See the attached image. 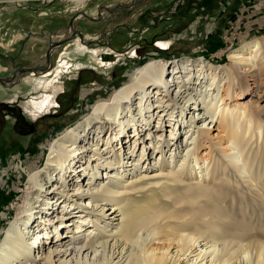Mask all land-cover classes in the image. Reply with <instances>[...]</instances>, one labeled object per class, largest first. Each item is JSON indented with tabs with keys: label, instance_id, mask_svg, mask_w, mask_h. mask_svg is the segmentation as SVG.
Segmentation results:
<instances>
[{
	"label": "bare ground",
	"instance_id": "6f19581e",
	"mask_svg": "<svg viewBox=\"0 0 264 264\" xmlns=\"http://www.w3.org/2000/svg\"><path fill=\"white\" fill-rule=\"evenodd\" d=\"M99 15L93 17L105 18V10ZM80 18L62 36L78 31ZM86 51L89 61L103 54L80 41L73 52ZM229 57L230 65L149 60L132 83L52 138L45 163L29 173L24 203L4 229L0 264H264V233L244 219L256 213L250 202L264 214V171H251L255 160L264 163V36ZM68 68L62 61L57 79ZM32 72L17 75L30 90L42 91L24 104L37 116L64 86ZM3 80L9 85L14 77ZM254 143L261 152L245 153ZM213 146L236 171L248 172L250 192L240 205L235 198L228 205L239 189L223 192L210 183ZM193 157L207 167L192 182L194 190L183 194Z\"/></svg>",
	"mask_w": 264,
	"mask_h": 264
},
{
	"label": "rangeland",
	"instance_id": "374dc122",
	"mask_svg": "<svg viewBox=\"0 0 264 264\" xmlns=\"http://www.w3.org/2000/svg\"><path fill=\"white\" fill-rule=\"evenodd\" d=\"M134 1L86 0L77 6L74 0H0V75L14 77L9 85L0 81V217H3L0 220L3 229L24 203L29 173L45 163L51 139L78 123L96 102L108 100L116 89L132 83L138 67L149 60L173 63L188 58L230 65L231 50L264 36V0H147L133 9ZM104 10L106 17L100 21L84 15L87 12L91 17L100 16ZM119 12L125 17L118 16ZM81 13L79 30L62 36ZM132 14L133 17H129ZM88 34L96 38L87 37ZM79 41L95 50L110 47L99 45L109 41L111 48L121 56L103 55L105 60L100 56L102 62L91 61L96 68H77L76 63L87 65L89 62L88 51L74 55ZM167 41L164 47L161 42ZM53 42L61 43L53 46L48 61L46 53ZM13 60L18 65L28 66L25 68L38 67L23 72L25 78L35 71L36 77H46L52 83L59 81L64 86L49 110L33 116L26 109L24 104L36 100L42 91L30 90L29 84L18 78L17 73L22 71L14 72ZM64 60L69 68L57 79ZM16 91L17 98H12ZM214 96L209 94L207 98ZM37 119L41 120L36 123L37 131L32 133L29 123ZM205 139L208 142V138ZM256 146L254 143V149L249 147L245 153H255L259 148ZM213 147L216 158L210 162V167H214L210 183L222 186L223 192L239 189L233 191L228 205H234L232 198L240 205L250 192L244 181L248 172L236 171L234 163L228 161L217 146ZM237 159L236 162L241 163L242 157ZM186 165L191 177L185 180L187 189L181 190L183 194L194 190L192 182L196 176L203 178L207 167V163H196L194 157ZM259 169L264 171V163L255 160L251 171L260 172ZM250 203L257 214L252 217L250 213L254 211L249 210L250 215L244 219L248 226L263 234L264 214L259 215L262 206L255 207L258 206L256 201Z\"/></svg>",
	"mask_w": 264,
	"mask_h": 264
},
{
	"label": "water",
	"instance_id": "95a60500",
	"mask_svg": "<svg viewBox=\"0 0 264 264\" xmlns=\"http://www.w3.org/2000/svg\"><path fill=\"white\" fill-rule=\"evenodd\" d=\"M138 6H139V4L135 2L134 5H133V9H135ZM111 11H114V10H111ZM84 13H86V16H88L89 18H92V20H94V21H100V19H97L95 17H91L90 15H88L87 12H84ZM74 20H75V18H73L71 20V22H70L71 25L74 23ZM81 36L84 37L82 34H81ZM61 42H55V43L53 42V43L50 44V47L48 48L47 53H46V56H47L48 61H50V55H51V51H52L53 46H57ZM13 66H14V72H17V70H20L22 72H27V71H30L32 69H38V67H34V66L33 67L30 66L31 68H25V67H28V66H24V65H20V64L18 65V64H16L14 62V60H13ZM0 81H3L2 75H0Z\"/></svg>",
	"mask_w": 264,
	"mask_h": 264
},
{
	"label": "crops",
	"instance_id": "0c3cea01",
	"mask_svg": "<svg viewBox=\"0 0 264 264\" xmlns=\"http://www.w3.org/2000/svg\"><path fill=\"white\" fill-rule=\"evenodd\" d=\"M128 11H130V10H128ZM120 15L122 16V18L125 17V15L123 16V13H122V12H119V13H118V16H120ZM128 16H129V15H128ZM129 17H133V14L130 15ZM103 36H104V35L101 33V36H100V37H103ZM99 45H100V46H101V45H102V46H105V45H108V46H109V45H110V47H108L109 50H108V49L105 50L104 48H106V47H103V48L100 47V48H97V49H96V50H98V51H101V50H102V53H103V54L101 55L102 57H103V55H110V56H111V55L114 54V53H115V54H114V57H115V56H118V54L121 56L120 53H118L117 51L113 50V48H111V44H110L109 41L100 42ZM112 52H113V53H112ZM120 56H119V58H120ZM103 58H104V57H103ZM104 60H105V58H104ZM117 60H119V59H117ZM92 61H93V62L95 61V64H96V63L98 64V62H102V61H98V62H97L95 58L92 59ZM89 62H90V63H89ZM89 62H88L87 65H85V63L82 64V66H84V67H85V66H91L92 68H96V66H95L94 63H91V61H89ZM103 62H104V61H103ZM80 67H81V66H80ZM80 67H79V68H80Z\"/></svg>",
	"mask_w": 264,
	"mask_h": 264
},
{
	"label": "flooded vegetation",
	"instance_id": "af4514ba",
	"mask_svg": "<svg viewBox=\"0 0 264 264\" xmlns=\"http://www.w3.org/2000/svg\"><path fill=\"white\" fill-rule=\"evenodd\" d=\"M5 112V111H4ZM6 113V112H5ZM19 118L20 119V116L19 115H16V118ZM41 118V117H40ZM41 120V119H37L35 120L34 122H31L29 123V127H30V130L32 133H35L37 131V127H36V123Z\"/></svg>",
	"mask_w": 264,
	"mask_h": 264
},
{
	"label": "built area",
	"instance_id": "2783aa9c",
	"mask_svg": "<svg viewBox=\"0 0 264 264\" xmlns=\"http://www.w3.org/2000/svg\"><path fill=\"white\" fill-rule=\"evenodd\" d=\"M2 218H3V217L1 216L0 219H2ZM1 221H2V220H0V237L2 236L3 231H4V229H3V227H2V226H3V225H2L3 222H1Z\"/></svg>",
	"mask_w": 264,
	"mask_h": 264
},
{
	"label": "trees",
	"instance_id": "16d2710c",
	"mask_svg": "<svg viewBox=\"0 0 264 264\" xmlns=\"http://www.w3.org/2000/svg\"><path fill=\"white\" fill-rule=\"evenodd\" d=\"M4 227H6V226H4Z\"/></svg>",
	"mask_w": 264,
	"mask_h": 264
}]
</instances>
